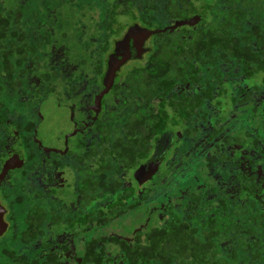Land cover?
Listing matches in <instances>:
<instances>
[{
	"label": "flooded vegetation",
	"instance_id": "obj_1",
	"mask_svg": "<svg viewBox=\"0 0 264 264\" xmlns=\"http://www.w3.org/2000/svg\"><path fill=\"white\" fill-rule=\"evenodd\" d=\"M194 4V13L177 18L164 16L159 5L156 10L158 13L153 14L156 19H152L154 24L151 26L139 19H132L130 11L122 13L127 21L123 22L119 35H116L115 25L120 13L114 16L108 27L107 20H100L96 12L92 27L99 39L92 43L88 54L82 52L81 57L75 59L79 62L77 65L66 67L64 64L63 67L51 61L59 65L56 71L44 59L35 60L27 68L29 75L13 73L9 77L14 82L30 81L29 89H24V83L11 85L8 81L4 82L6 90L14 89L15 93L21 94L19 98L24 105L21 108L22 116L13 115L10 117L12 120L6 119L0 123V264H98L93 258L98 255L99 246L104 242V257H116L110 249L106 251L110 237L129 242L136 232L143 230L131 233L129 239L105 231L115 219L134 211L144 205L146 200L156 196L157 191L161 192L157 189L161 188V184L163 187L168 186L166 183H170L171 178L182 169H187L194 161V155H188L185 161L184 153H178L183 131L179 129L178 123H174L178 114L169 104L182 101L180 95L182 98L188 97L191 102L194 95H200L201 92L195 90L197 85L194 83L173 82L171 90L162 100L161 96L150 95L147 91L133 90L136 82L132 69L146 65L154 53L157 35L187 32L202 17L207 18V10L197 2ZM196 15L197 18L191 22L169 28L177 21L188 20ZM133 25L155 32L148 34L141 43H138L139 36L131 33L125 47L116 46V42ZM101 45L102 50L98 48ZM59 49L56 54H64L62 48ZM113 57L124 58V61L119 64L110 87L100 94L107 60L114 62ZM67 68L74 72L76 70L74 76H70L72 79H66L64 72ZM260 84L256 83L253 87L240 83L234 87H245L244 92L212 90L207 92V96H201L208 111L205 128L209 130L216 124L220 130L212 140L234 146L238 153L235 161L239 187L242 189L243 182H251L252 189H255L253 197L262 203L264 193L257 191L264 189V155L259 156L257 153L258 146L264 150V86ZM230 95L236 96L233 103ZM169 96H174V99L170 100ZM221 96L228 97L223 105L219 101ZM44 102L55 110L65 112L66 121L51 137V142L39 145L34 131L41 117L37 116L35 108L38 103ZM137 106L142 109L140 122L134 115ZM164 108L167 116L161 118ZM12 109V114L20 111L17 107ZM158 109L160 111L156 112ZM226 109L230 113L235 112L230 119L227 118ZM146 111L151 113L148 115ZM211 111L214 119L211 118ZM155 112L157 115L154 123L162 124L161 121H166L165 128L151 133L152 123L147 120ZM114 119L118 121L117 124ZM193 119L188 116V126L193 123ZM229 122L235 123L232 132H229L232 129L228 126ZM131 141L136 143L132 145ZM247 144L255 147L251 148L249 154L243 146ZM131 147H137L136 154L138 150H144L145 154L137 157L134 153V163L119 174L115 187V149L121 151L124 148L126 153H130ZM145 163L150 165L144 167ZM154 166L155 172L148 178V169ZM114 188L133 191V196L118 213L116 209L121 208L120 205L109 207V202H113V193L112 196H99V189ZM139 188L149 190L134 194V189ZM146 192L138 204L128 208L130 200L141 198ZM100 199L106 200L102 207L98 204Z\"/></svg>",
	"mask_w": 264,
	"mask_h": 264
},
{
	"label": "trees",
	"instance_id": "obj_2",
	"mask_svg": "<svg viewBox=\"0 0 264 264\" xmlns=\"http://www.w3.org/2000/svg\"><path fill=\"white\" fill-rule=\"evenodd\" d=\"M196 2L207 10V18L202 17L189 31H182V38L181 34L167 32L157 35L154 53L146 65L132 69L136 82L133 90L147 91L161 96L162 100L173 82L194 83L195 90L201 92L191 102L180 95L182 101L169 104L178 114L174 123L183 131L179 155L183 152L185 161L190 155L198 157L194 183L190 182L194 188L178 189L174 201L154 209L156 215L151 217L150 225L136 232L131 241L110 237L106 251L110 249L115 258L104 257L106 242L101 244L93 258L98 264L112 261L114 264H264V202L253 197L255 189L251 182H243L242 189L239 187L235 161L238 153L233 145L212 140L220 128L216 124L209 130L205 128L208 111L201 96L212 90L244 92L245 87L234 86L250 84L251 77L256 75L264 84V0H0V123L12 120L13 115L22 116L24 105L19 98L21 94L14 89L6 90L4 82L24 83V89L30 88V81L14 82L9 80L10 75H29L30 62L40 59L56 71L59 65H77L75 59L82 52L88 54L98 38L92 27L96 12L100 20H107L108 27L114 16L128 11L132 19L151 26L159 5L164 16L177 18L194 13ZM59 48L64 54H56ZM98 48L102 50L103 45ZM53 56L56 59H51ZM64 73L66 79H72L70 76L76 70L67 68ZM230 97L233 103L236 96ZM139 106L134 115L140 122ZM15 107L20 111L12 114ZM156 112L151 114V119L147 118L152 123L151 133L165 128L166 121L154 123ZM162 115L161 118L167 116L165 108ZM189 115L194 117L192 126L187 123ZM211 118L214 119L212 111ZM135 143L131 141L132 145ZM243 146L248 154L255 148L251 144ZM136 150L137 147H131L130 153H126L124 148L115 149V187L119 174L134 163ZM257 153L264 155L261 146ZM144 154V150H138L136 156ZM99 191V196L113 193L109 207L120 205L116 213L133 196L131 189ZM257 191L264 193V189ZM146 194L130 200L128 208L138 204Z\"/></svg>",
	"mask_w": 264,
	"mask_h": 264
},
{
	"label": "rangeland",
	"instance_id": "obj_3",
	"mask_svg": "<svg viewBox=\"0 0 264 264\" xmlns=\"http://www.w3.org/2000/svg\"><path fill=\"white\" fill-rule=\"evenodd\" d=\"M118 23L115 25L117 27V33L116 35H119L123 29V22L127 21V18L124 15L119 14L117 17ZM163 25V24H160ZM247 83V82H246ZM253 83L260 84V77L259 75L252 76L250 85ZM224 85L226 83H223ZM244 86V85H243ZM260 86H264V84H260ZM263 89V88H262ZM263 91V90H262ZM264 92V91H263ZM227 96H221L220 98V104L223 105L224 101H227ZM36 114L37 116H40L41 119L38 122V125L36 126V129L34 131L35 138L38 139V144L43 145V142L46 143L47 141L51 142V137L54 136L58 131L60 126L63 127L65 125L66 121V115L65 112H62L60 110H55L50 104L48 103H38L36 105ZM226 115L227 118L230 119V117H233L235 112H229L228 109H226ZM228 126H231L232 129H230L229 132L234 131L235 123L229 122ZM193 162L189 164V167L186 169H182L181 172L178 175H175L173 178H171L170 183L168 186H162L159 189L161 192L157 191V195L151 197L150 199L146 200L144 205H141L139 208L134 209V211L129 212L127 214L121 215L115 221L110 224L105 231L110 234H117V235H124L128 239L131 236V233L135 232L136 230H142L144 227L150 225L152 222L151 217L155 214L153 213L154 209H158L161 205L169 202L174 201L176 197V192L178 189L183 190L186 188H194L193 176L195 175L196 171V164L198 157L193 158ZM198 173V171H197ZM196 173V174H197ZM190 179L192 181H190ZM127 180V181H126ZM169 181V179H168ZM189 182V184H187ZM128 179L125 178V185H127ZM187 184V185H186ZM186 185V186H185ZM148 187V186H147ZM163 187V188H162ZM145 189H134V194H138L141 191H144ZM151 193V192H150ZM154 194V192H152ZM105 199H100L99 205L100 207L103 206L105 203ZM133 210V209H132Z\"/></svg>",
	"mask_w": 264,
	"mask_h": 264
},
{
	"label": "water",
	"instance_id": "obj_4",
	"mask_svg": "<svg viewBox=\"0 0 264 264\" xmlns=\"http://www.w3.org/2000/svg\"><path fill=\"white\" fill-rule=\"evenodd\" d=\"M195 18H197V15L191 19H188V20L177 21L175 24L169 26V28H173L175 25H180L183 23L191 22ZM153 32H155V30H147L145 28H140L136 25H133V26L129 27L125 36L121 40L116 42V46H124L125 47L127 40H128V36H130L131 33L137 34V36H139V39H138L139 42L138 43H141L142 40L148 36V34L153 33ZM115 50H116V48H115ZM113 58L115 59L114 62H113V60H110V59L107 60V68H106V71H105V74H104L103 80H102L103 81V89L100 92V94L105 92L110 87L112 80H113V77L115 76V74L117 72V68H118L119 64L124 61V58H120V59H117L116 57H113ZM146 165H150V164L145 163L143 166L145 167ZM148 170L149 171H148L147 177L149 178L155 172V166L148 169Z\"/></svg>",
	"mask_w": 264,
	"mask_h": 264
}]
</instances>
